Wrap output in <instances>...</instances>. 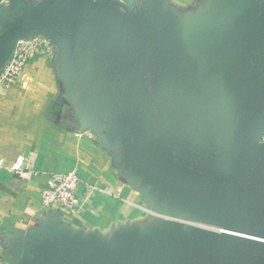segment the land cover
I'll return each instance as SVG.
<instances>
[{
    "label": "water",
    "instance_id": "water-1",
    "mask_svg": "<svg viewBox=\"0 0 264 264\" xmlns=\"http://www.w3.org/2000/svg\"><path fill=\"white\" fill-rule=\"evenodd\" d=\"M34 37L149 214L101 233L51 209L4 264H264V0H0V73Z\"/></svg>",
    "mask_w": 264,
    "mask_h": 264
},
{
    "label": "crops",
    "instance_id": "crops-1",
    "mask_svg": "<svg viewBox=\"0 0 264 264\" xmlns=\"http://www.w3.org/2000/svg\"><path fill=\"white\" fill-rule=\"evenodd\" d=\"M179 9L197 0H167ZM52 58H36L25 65L17 82L0 92V264H4L2 239L16 229H28L36 217L51 209L41 203L50 174L75 172V193L81 204L76 213L61 211L75 228L99 230L149 214L132 188L112 167L110 156L89 132H80L72 112L59 102ZM25 158L28 178L8 170Z\"/></svg>",
    "mask_w": 264,
    "mask_h": 264
},
{
    "label": "built area",
    "instance_id": "built-area-1",
    "mask_svg": "<svg viewBox=\"0 0 264 264\" xmlns=\"http://www.w3.org/2000/svg\"><path fill=\"white\" fill-rule=\"evenodd\" d=\"M53 49L48 40L34 37L30 40L16 42L10 59L0 73V92L6 91L19 79L26 64L36 58H53ZM3 162H0V167ZM8 170L20 178H28L25 169V158H17ZM79 178L75 172L67 174H50L46 187L41 192V203L44 208H57L72 215L76 213L81 202L75 190Z\"/></svg>",
    "mask_w": 264,
    "mask_h": 264
}]
</instances>
